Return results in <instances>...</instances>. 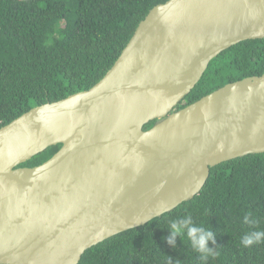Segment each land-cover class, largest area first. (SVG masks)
I'll list each match as a JSON object with an SVG mask.
<instances>
[{
    "label": "water",
    "instance_id": "water-1",
    "mask_svg": "<svg viewBox=\"0 0 264 264\" xmlns=\"http://www.w3.org/2000/svg\"><path fill=\"white\" fill-rule=\"evenodd\" d=\"M263 39L264 0H169L94 87L1 128L0 264H79L194 199L210 169L263 154L264 74L175 112L213 59Z\"/></svg>",
    "mask_w": 264,
    "mask_h": 264
},
{
    "label": "trees",
    "instance_id": "trees-1",
    "mask_svg": "<svg viewBox=\"0 0 264 264\" xmlns=\"http://www.w3.org/2000/svg\"><path fill=\"white\" fill-rule=\"evenodd\" d=\"M169 0H0V129L31 109L85 92L113 67L138 25ZM264 74V39L240 43L213 59L175 112L226 85ZM157 121L149 123L150 130ZM60 145L19 168L38 167ZM251 212L258 223H243ZM191 215L216 234L219 255L207 264H264V153L222 163L191 201L143 227L89 249L79 264H205L186 239L167 243L171 220ZM169 258L171 260L169 261Z\"/></svg>",
    "mask_w": 264,
    "mask_h": 264
},
{
    "label": "clouds",
    "instance_id": "clouds-1",
    "mask_svg": "<svg viewBox=\"0 0 264 264\" xmlns=\"http://www.w3.org/2000/svg\"><path fill=\"white\" fill-rule=\"evenodd\" d=\"M243 223L253 225L257 224L258 221L251 212H248L243 218ZM167 231L170 233V236L167 238L168 244L175 248L177 237L181 238V242L186 239L192 250L199 254L200 259L205 264H207L210 258L215 259L219 255L217 247H209V244L213 246L216 244L215 232L210 228H206L203 224L196 225L191 215L171 220L167 226ZM241 243L245 248H249L254 244L264 243V231H255L246 234ZM170 260L171 258H169Z\"/></svg>",
    "mask_w": 264,
    "mask_h": 264
}]
</instances>
